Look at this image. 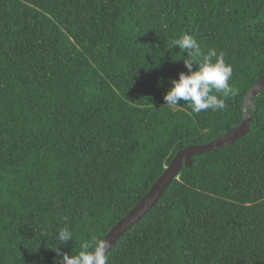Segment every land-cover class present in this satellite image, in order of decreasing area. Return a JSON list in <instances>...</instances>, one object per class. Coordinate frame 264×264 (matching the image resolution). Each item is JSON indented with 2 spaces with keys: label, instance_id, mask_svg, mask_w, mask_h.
<instances>
[{
  "label": "trees",
  "instance_id": "1",
  "mask_svg": "<svg viewBox=\"0 0 264 264\" xmlns=\"http://www.w3.org/2000/svg\"><path fill=\"white\" fill-rule=\"evenodd\" d=\"M184 34L232 66L223 110L164 105ZM262 77L264 0H0V264H59L106 238L180 151L242 124ZM248 113L246 136L193 156L109 264H264V89ZM61 228L73 239L56 246Z\"/></svg>",
  "mask_w": 264,
  "mask_h": 264
},
{
  "label": "clouds",
  "instance_id": "2",
  "mask_svg": "<svg viewBox=\"0 0 264 264\" xmlns=\"http://www.w3.org/2000/svg\"><path fill=\"white\" fill-rule=\"evenodd\" d=\"M170 47H178L182 53H188L184 58L187 72L181 71L178 79L170 78V87L164 94V105L171 109L183 101L195 114L209 109L223 110L225 100L234 91L229 84L233 77V68L224 60L223 54L213 48L203 52L197 40L188 34L173 40ZM193 61L198 64L195 70ZM213 93L222 94V98ZM69 239H73L72 231L61 228L55 236L56 246L66 244ZM111 245L106 238L93 237L81 243L75 254H64L59 264H109L108 252ZM53 249L58 251L57 247Z\"/></svg>",
  "mask_w": 264,
  "mask_h": 264
},
{
  "label": "water",
  "instance_id": "3",
  "mask_svg": "<svg viewBox=\"0 0 264 264\" xmlns=\"http://www.w3.org/2000/svg\"><path fill=\"white\" fill-rule=\"evenodd\" d=\"M264 89V77L250 90L245 103V118L240 126L218 140L202 146H191L180 151L171 164L166 168L164 174L153 185L150 192L123 218L106 236L112 245L109 252L116 245L118 240L124 236L133 226L140 222L163 198L165 192L179 178L185 164L191 167L194 163L193 156L203 155L219 148L226 147L242 139L249 132L252 117L248 113L250 106H253L254 98L258 97ZM108 252V254H109Z\"/></svg>",
  "mask_w": 264,
  "mask_h": 264
}]
</instances>
